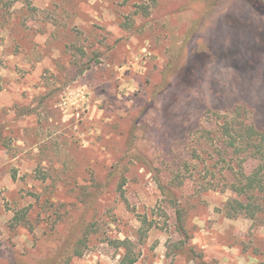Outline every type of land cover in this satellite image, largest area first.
Wrapping results in <instances>:
<instances>
[{
  "label": "rangeland",
  "instance_id": "obj_1",
  "mask_svg": "<svg viewBox=\"0 0 264 264\" xmlns=\"http://www.w3.org/2000/svg\"><path fill=\"white\" fill-rule=\"evenodd\" d=\"M252 1L0 3V264H119L123 239L135 264H264V214L221 210L256 165L224 126L264 129Z\"/></svg>",
  "mask_w": 264,
  "mask_h": 264
},
{
  "label": "trees",
  "instance_id": "obj_2",
  "mask_svg": "<svg viewBox=\"0 0 264 264\" xmlns=\"http://www.w3.org/2000/svg\"><path fill=\"white\" fill-rule=\"evenodd\" d=\"M17 1H23L28 7L30 6V0H0V3L9 8ZM252 2L258 7H264V0H253ZM224 132L227 145L235 152H249L248 154L255 160L256 165L250 172H247L242 165L235 173L233 181L230 183V189L236 197L228 198L221 210L227 217L243 214L255 220L264 214V129L256 128L244 121H238L234 126L225 125ZM179 183V177L176 176L173 184ZM178 221H181L180 215ZM181 228L183 229L182 225ZM182 229L180 230L182 231ZM80 237H78V241H82ZM118 242L123 245L124 250L119 264H135L137 257L132 250L131 242L128 239Z\"/></svg>",
  "mask_w": 264,
  "mask_h": 264
}]
</instances>
